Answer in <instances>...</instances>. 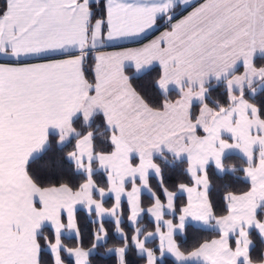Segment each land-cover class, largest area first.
<instances>
[{
  "label": "snow or ice",
  "instance_id": "obj_1",
  "mask_svg": "<svg viewBox=\"0 0 264 264\" xmlns=\"http://www.w3.org/2000/svg\"><path fill=\"white\" fill-rule=\"evenodd\" d=\"M257 56L264 0H0V264H92L107 221L119 237L105 252L114 264H129L132 249L142 264L169 255L176 264H254L249 229L264 237V105L246 97L264 82ZM153 64L160 97L149 98L133 73ZM214 85L224 97L210 103ZM53 131L57 145L71 141L64 158L79 182L45 183L31 171ZM229 149L243 154L248 183L217 200L209 166L222 172ZM165 151L187 161V183L171 190L154 159ZM189 221L215 235L183 249Z\"/></svg>",
  "mask_w": 264,
  "mask_h": 264
},
{
  "label": "trees",
  "instance_id": "obj_2",
  "mask_svg": "<svg viewBox=\"0 0 264 264\" xmlns=\"http://www.w3.org/2000/svg\"><path fill=\"white\" fill-rule=\"evenodd\" d=\"M257 63H264V57H257ZM159 72V67H153L139 75H133L134 84L139 89L143 90L149 98L160 97V92L153 85V80ZM256 90L258 85H253ZM170 98L175 97V91L171 90L169 93ZM224 88L222 85H214L209 90L208 101L211 103L217 99L223 100ZM250 102L257 104L258 106L264 105V87H261L255 94H248L246 97ZM102 117H96L94 123L101 122ZM74 124L77 128L81 126V120L79 118L74 120ZM95 126V124H94ZM101 133L106 135L105 129L98 123L95 126V135L97 139L103 140ZM55 134H51V140L49 146L38 156L34 157L30 162V169L35 176L41 181L47 183L49 180L58 181L62 176L63 179L73 182L80 181V175L75 171L74 165L68 161L66 157L67 151L71 150V141L63 146H59L55 143ZM166 157V159H165ZM50 159L56 160L58 163L51 169L45 167V161ZM157 163L161 165L162 177L165 180L166 185L171 189L178 187L179 183H187L188 176L185 172L187 161L185 159L177 160L174 156L164 153L163 156H155ZM244 157L230 153L223 157L225 164L224 172L217 171L215 165L209 166L211 187L210 191L215 193L217 200H220L223 195V191L234 190L240 191L247 186V180L243 177L241 167L244 164ZM232 169H235L233 171ZM97 178L103 177V172L98 170L96 172ZM153 185L158 183V178L150 176ZM144 197L147 198L148 194L144 193ZM177 200H186L185 196L177 195ZM261 209H264V204L261 205ZM258 215L264 217V210H258ZM86 216V211L84 212ZM147 223V221H145ZM109 228V238L107 244L103 247H99L93 255L90 257L92 264H114V256L112 254H105L106 248L119 244V237L112 231L111 221H107ZM189 230L179 236V241L182 244L183 249L190 250L198 240L208 239L215 235V230L202 228L189 224ZM149 230L151 226L149 225ZM249 237L253 242L250 249V256L254 263L263 262L264 260V240L259 235L256 229L249 231ZM129 264H142L141 258L137 255L134 249L128 253ZM166 264H176L175 260L166 257Z\"/></svg>",
  "mask_w": 264,
  "mask_h": 264
},
{
  "label": "crops",
  "instance_id": "obj_3",
  "mask_svg": "<svg viewBox=\"0 0 264 264\" xmlns=\"http://www.w3.org/2000/svg\"><path fill=\"white\" fill-rule=\"evenodd\" d=\"M190 10V9H189ZM177 11H182V8H179V9H177ZM184 14H186V12L184 13ZM161 30H163V29H161ZM156 35H158L159 33L157 32V33H155ZM152 38H154V35H149L146 39H143L142 41H140V42H122V44L120 45V47H138V46H140V44L141 43H146V42H148V40H150V39H152ZM109 50H113V49H109ZM257 57H264V56H257ZM153 67H159L157 64H153V66H151L150 68H148V69H146V70H144L143 72H145V71H147V70H149V69H151V68H153ZM129 72H132V69L131 68H129V69H127ZM143 72H141V73H143ZM141 73H139V74H141ZM139 74H135V73H133V75H139ZM254 85H258L257 86V90H259L261 87H264V82H259V81H257ZM171 90H174V89H171ZM170 90V91H171ZM256 90V91H257ZM175 91V90H174ZM77 119V118H76ZM51 134H55V132L53 131L52 133H50V135ZM48 146H46L45 147V149L47 148ZM44 149V150H45ZM43 150V151H44ZM42 151V152H43ZM42 152H38V153H35L34 155H33V157H32V159L34 158V157H36V156H38V155H40ZM164 153H167L166 151L164 152ZM230 153H235V154H239V155H241V156H243V154L239 151V150H237V149H229V150H226L225 152H224V154H223V157L225 156V155H227V154H230ZM168 154H170V153H168ZM159 154H156V155H154V157L155 156H158ZM170 155H172V154H170ZM244 157V156H243ZM181 159H183V158H181ZM223 159V158H222ZM214 165V164H213ZM224 170L225 169H223V171L222 172H224ZM100 171H102V170H100ZM217 171H219V172H221L220 170H218L217 169ZM150 176H154V174L153 173H150ZM146 193V192H145ZM148 194V193H147ZM177 195H183V196H185V198H186V194H184V193H182V192H178L177 193ZM259 210V209H258ZM189 224H193V225H195V226H198V227H202V228H207V229H212V230H216L215 229V227L214 226H209V225H204V224H201V223H199V222H196V221H189ZM255 229V227H252V228H250L249 229V231L251 230V229ZM257 230V229H256ZM258 231V230H257ZM262 237V236H261ZM262 239L264 240V237H262ZM252 245H253V242L250 244V246H249V250L252 248ZM95 252V251H94ZM167 257H170V258H172V259H174V257H171L170 255L169 256H167ZM175 260V259H174ZM254 264H264V260H263V262H259V263H254Z\"/></svg>",
  "mask_w": 264,
  "mask_h": 264
},
{
  "label": "rangeland",
  "instance_id": "obj_4",
  "mask_svg": "<svg viewBox=\"0 0 264 264\" xmlns=\"http://www.w3.org/2000/svg\"><path fill=\"white\" fill-rule=\"evenodd\" d=\"M250 93V92H249ZM250 94H252V93H250Z\"/></svg>",
  "mask_w": 264,
  "mask_h": 264
}]
</instances>
